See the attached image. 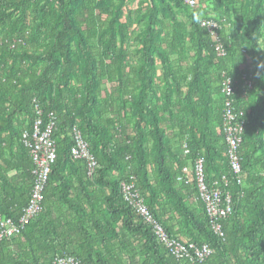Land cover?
I'll use <instances>...</instances> for the list:
<instances>
[{
    "label": "trees",
    "instance_id": "1",
    "mask_svg": "<svg viewBox=\"0 0 264 264\" xmlns=\"http://www.w3.org/2000/svg\"><path fill=\"white\" fill-rule=\"evenodd\" d=\"M52 1H0V217L17 221L28 204L33 162L22 133L36 120L34 101L45 121L55 118L56 147L43 212L20 234L0 240V264H53L65 256L82 264H264V63L258 43L264 0H245L246 13L235 22L205 16L197 4L192 9L180 0H151L134 62L117 40L126 38L121 16L128 0H117L110 22L102 11L110 0H57L59 12ZM233 5L223 9L231 12ZM176 10L193 21L189 33ZM201 19L221 26L224 57L214 52ZM187 46L193 55L184 74L170 57L184 62ZM223 74L234 83V107L244 122L241 185L222 133ZM74 129L96 161L92 178L70 154ZM171 129L177 131L173 138ZM199 157L207 185L219 182L231 197L222 237L198 200L193 166ZM130 177L170 238L208 246L213 254L202 263L173 258L124 201L120 185Z\"/></svg>",
    "mask_w": 264,
    "mask_h": 264
},
{
    "label": "built area",
    "instance_id": "2",
    "mask_svg": "<svg viewBox=\"0 0 264 264\" xmlns=\"http://www.w3.org/2000/svg\"><path fill=\"white\" fill-rule=\"evenodd\" d=\"M6 1V0H0ZM189 8L196 7V0H180ZM199 26L202 28L209 39L211 47L218 57H224L226 52L219 39V31L221 26L214 20L201 19ZM13 43L11 48L14 49ZM221 91L223 96L222 104V133L226 145V155L228 164L237 184H242V158L240 148L243 142L244 122L234 107V83L227 76L222 75ZM245 87L248 90L253 88L252 77L246 76L242 78ZM228 83V84H227ZM227 85V86H226ZM34 109L36 112V120L30 132L23 131L22 142L25 148L29 150L32 162V187L28 204L23 210L22 215L17 221L10 218L0 217V240L10 239L22 231L35 218H37L44 209L43 193L47 186V180L50 167L56 159V147L52 140V131L55 127V118L49 115L46 121L42 117V111L36 101ZM73 145L70 148L71 156L76 160L85 163L86 173L92 178L96 170V161L90 153L89 147L82 135L75 129L73 131ZM183 173L190 177V169L184 168ZM193 178L196 184L198 200L202 202L205 208L207 218L211 223L213 232L222 237L221 221L229 217L232 213L231 197L229 193H223L219 182H215L209 187L206 183L204 174V159L199 157L194 162ZM226 184V179H221ZM189 182V180H187ZM120 192L124 201L131 207L135 214L148 224L154 235L164 244L169 254L178 261H188L190 263H202L209 258L213 251L208 246L197 247L194 244H184L169 237L164 228L155 220L144 203L139 191L136 189L133 178L130 177L128 182H122ZM53 264H82L78 259L65 256L54 260Z\"/></svg>",
    "mask_w": 264,
    "mask_h": 264
},
{
    "label": "rangeland",
    "instance_id": "3",
    "mask_svg": "<svg viewBox=\"0 0 264 264\" xmlns=\"http://www.w3.org/2000/svg\"><path fill=\"white\" fill-rule=\"evenodd\" d=\"M102 2L103 0H97ZM151 0H128L126 6L123 9L122 12V22L126 26V33H125V40L122 42H119L120 37L117 36L118 40V46L123 45L124 49L127 51V53H130L132 62L135 61V49L138 45V37L140 33L143 30L144 27V20L143 15L146 14V5ZM224 6H228L229 4L234 3L233 9L231 12L225 11L223 9L224 6L221 5V3ZM97 4V3H96ZM117 4V0H110V3L103 4L102 11H107L106 15L108 14L107 21L110 22L112 17V13L114 11V5ZM52 5L57 8V11L60 10V4L57 0L52 1ZM198 10L202 12V14L206 15H212L216 17H220V15H227V17L230 19L231 22H235L237 19H240L245 13L247 4L245 0H235L232 2V0H197ZM225 8V7H224ZM177 19L185 25V30L187 33H189L193 26V21L190 19L189 15L184 14L181 11L176 10ZM30 23L31 20L29 19ZM259 36H258V43L261 45V48L263 50V63H264V4L261 5V10L259 13ZM0 35L2 36V33L0 32ZM95 45V44H94ZM187 57L184 62H179L176 58V56H171L170 59L173 61L176 68H180V71L184 74L187 73L189 65L192 60L193 52L189 49L187 46L185 50ZM3 57V55L0 53V58ZM9 66L11 65V61H8ZM157 75H161L160 67L157 68ZM219 97L215 98V101L219 102ZM124 126V122L122 123ZM170 137L173 138V135L177 134V131H173L172 129L169 130ZM175 140V139H173ZM177 146V145H176Z\"/></svg>",
    "mask_w": 264,
    "mask_h": 264
},
{
    "label": "crops",
    "instance_id": "4",
    "mask_svg": "<svg viewBox=\"0 0 264 264\" xmlns=\"http://www.w3.org/2000/svg\"><path fill=\"white\" fill-rule=\"evenodd\" d=\"M20 120H22V122H23V121H24V120H23V117H20ZM14 174H15V172H11L9 175H10V176H13Z\"/></svg>",
    "mask_w": 264,
    "mask_h": 264
},
{
    "label": "clouds",
    "instance_id": "5",
    "mask_svg": "<svg viewBox=\"0 0 264 264\" xmlns=\"http://www.w3.org/2000/svg\"><path fill=\"white\" fill-rule=\"evenodd\" d=\"M227 79H228V83H229V78H228V76H227ZM228 83H227V84H228ZM226 86H227V85H226Z\"/></svg>",
    "mask_w": 264,
    "mask_h": 264
}]
</instances>
